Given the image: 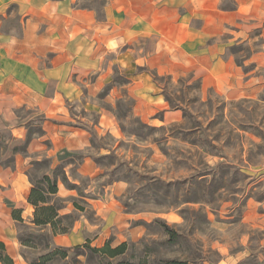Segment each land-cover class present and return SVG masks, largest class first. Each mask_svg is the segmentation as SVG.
Segmentation results:
<instances>
[{
    "label": "rangeland",
    "instance_id": "1",
    "mask_svg": "<svg viewBox=\"0 0 264 264\" xmlns=\"http://www.w3.org/2000/svg\"><path fill=\"white\" fill-rule=\"evenodd\" d=\"M110 2L77 0L76 5L93 9L105 22ZM218 6L231 12L229 22L215 19L212 34L199 43L193 60L172 65L160 59L156 63L163 73L146 63H115V54H108L101 80L100 74L74 76L65 107L68 125L88 133L85 150L62 153L42 136L29 143L26 155L17 154L25 159L21 170L28 179L27 172L40 177L48 168H32L35 161L51 159L52 168L65 166L75 187L64 185L75 197L61 199L65 207L72 202L75 222L83 220L92 228L70 247L89 236L98 247L109 240L114 247L127 242L134 262L264 264V6L239 10L236 0H220ZM202 22L195 20L198 27ZM0 23L5 33H24L16 5L0 14ZM51 59L50 54L40 60L44 69L52 66ZM144 83L151 90L134 91ZM158 99L167 103V112L158 109ZM4 110L0 116L7 117ZM14 114L30 118L0 128L13 130L10 148L25 143L28 122L42 118L44 126L47 120L26 105L15 107ZM11 156L10 149L6 158ZM86 156L97 168L87 175L80 173ZM6 189L0 183L1 229L5 212L14 207ZM93 201L104 203L102 213L94 212ZM29 219L21 224L10 216L11 225L0 230L15 264H29L44 250L42 245L24 248L20 240L13 247L8 239L9 233L18 239L37 233ZM161 222L178 234L175 241Z\"/></svg>",
    "mask_w": 264,
    "mask_h": 264
},
{
    "label": "crops",
    "instance_id": "2",
    "mask_svg": "<svg viewBox=\"0 0 264 264\" xmlns=\"http://www.w3.org/2000/svg\"><path fill=\"white\" fill-rule=\"evenodd\" d=\"M76 2L0 0V14L16 5L25 27L20 36L16 32H3L0 23V108L6 109L4 114H7V117L0 116V128L17 127L29 120L30 117H17L15 107H33L36 114L47 119L43 126L44 136L52 141L54 150L62 153L83 151L89 146L88 133L68 125L71 118L65 107L66 92L74 89V76L84 78L89 74H100L97 80H101L102 65L108 54H115V59H111L115 63L121 61L126 66L131 62L146 63L151 68L158 67L159 72H163L156 63L160 59L170 60L172 65H176L177 60H193L199 43L212 34L215 19L220 18L225 24L231 13L219 10L220 0H111L105 8L106 21L102 22L93 9L78 7ZM236 2L239 10L250 7L257 11L264 6V0ZM198 18L203 20L202 27L195 24ZM50 54L52 66L44 69L40 60ZM170 72L174 73L176 69ZM60 74L62 80H59ZM148 85L134 86V91L151 90ZM156 105L160 111H168L165 101L158 99ZM15 161L14 169L0 170V183L7 186L5 197L16 209L23 210V218H31L33 207L28 203L31 182L21 170L25 159L16 155ZM96 170L95 162L86 156L80 173L87 175ZM58 197L65 200L75 195L66 189L64 183H59ZM99 202L93 201L91 205L94 212L102 213L105 205L100 203L97 206ZM73 209L72 202L67 201L62 213L71 214ZM4 216L7 221L0 230L5 231L11 225V208ZM13 222L16 221L13 219ZM88 229L92 228L83 220H77L70 233L54 238L56 245L70 247ZM0 239L12 257L8 243L1 236ZM8 239L13 247L19 246V239L13 233H9ZM87 239L90 237L86 236L84 240Z\"/></svg>",
    "mask_w": 264,
    "mask_h": 264
},
{
    "label": "trees",
    "instance_id": "3",
    "mask_svg": "<svg viewBox=\"0 0 264 264\" xmlns=\"http://www.w3.org/2000/svg\"><path fill=\"white\" fill-rule=\"evenodd\" d=\"M42 118L28 122L25 127L28 134L24 144L10 148V144L15 140L13 130H0V167L14 168L15 155H26L28 145L35 137L44 136ZM36 122L39 124L35 125ZM11 149L12 156L6 158L7 152ZM53 160L35 161L31 163L32 168L47 166L48 168L42 176H34L27 172L31 182V191L28 203L34 208L33 215L29 219V224L38 229L37 233H29L20 237V243L24 248L36 249L43 246V252L30 260L29 264H193L189 261L170 259L159 263H149L146 259L134 262V253L127 242L117 246L112 245V241H107L103 246H92V242L87 240L82 245L65 247L56 245L53 242L57 235L70 233L75 218L72 214H63L65 208L64 201L58 197L59 182L74 188L69 182L62 164L52 168ZM75 208L81 210L79 204L74 202ZM23 210L12 207V218L21 224H26L22 216ZM160 221H158L159 223ZM162 223V222H161ZM164 231L170 235V241H175L178 234L167 224L162 223ZM0 264H15L14 259L9 255L6 244L0 239Z\"/></svg>",
    "mask_w": 264,
    "mask_h": 264
}]
</instances>
